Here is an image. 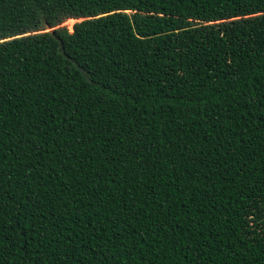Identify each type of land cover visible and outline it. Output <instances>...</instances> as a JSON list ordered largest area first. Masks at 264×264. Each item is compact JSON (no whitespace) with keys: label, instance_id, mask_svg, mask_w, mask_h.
<instances>
[{"label":"trees","instance_id":"1","mask_svg":"<svg viewBox=\"0 0 264 264\" xmlns=\"http://www.w3.org/2000/svg\"><path fill=\"white\" fill-rule=\"evenodd\" d=\"M0 264H264V0H0Z\"/></svg>","mask_w":264,"mask_h":264},{"label":"rangeland","instance_id":"2","mask_svg":"<svg viewBox=\"0 0 264 264\" xmlns=\"http://www.w3.org/2000/svg\"><path fill=\"white\" fill-rule=\"evenodd\" d=\"M75 22H78V20H73V19L66 20L64 23L61 24V26L65 27L67 29V31L70 32L71 28H72V25Z\"/></svg>","mask_w":264,"mask_h":264}]
</instances>
